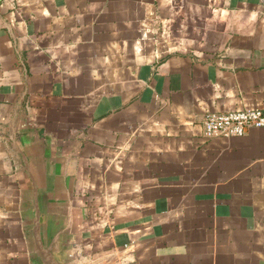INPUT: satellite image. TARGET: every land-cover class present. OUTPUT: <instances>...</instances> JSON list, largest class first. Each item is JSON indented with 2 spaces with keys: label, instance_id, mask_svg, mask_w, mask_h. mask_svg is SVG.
<instances>
[{
  "label": "crops",
  "instance_id": "1",
  "mask_svg": "<svg viewBox=\"0 0 264 264\" xmlns=\"http://www.w3.org/2000/svg\"><path fill=\"white\" fill-rule=\"evenodd\" d=\"M264 0H0V264H264ZM77 245V248L74 245Z\"/></svg>",
  "mask_w": 264,
  "mask_h": 264
},
{
  "label": "built area",
  "instance_id": "2",
  "mask_svg": "<svg viewBox=\"0 0 264 264\" xmlns=\"http://www.w3.org/2000/svg\"><path fill=\"white\" fill-rule=\"evenodd\" d=\"M203 124L207 138L245 136L254 128H264V108L207 112Z\"/></svg>",
  "mask_w": 264,
  "mask_h": 264
},
{
  "label": "water",
  "instance_id": "3",
  "mask_svg": "<svg viewBox=\"0 0 264 264\" xmlns=\"http://www.w3.org/2000/svg\"><path fill=\"white\" fill-rule=\"evenodd\" d=\"M35 231H34V237L37 244V255L42 260V264H77V259L73 258L72 260H66L65 257L61 256L60 254H54L52 251V246L55 245L57 238H52L51 241V247L44 248V246L41 244L40 241V220L39 217L36 218L35 221ZM75 248H77V245H74Z\"/></svg>",
  "mask_w": 264,
  "mask_h": 264
}]
</instances>
